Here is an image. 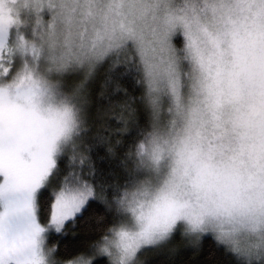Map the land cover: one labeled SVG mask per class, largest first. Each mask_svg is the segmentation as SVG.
Instances as JSON below:
<instances>
[{"label":"snow or ice","instance_id":"snow-or-ice-1","mask_svg":"<svg viewBox=\"0 0 264 264\" xmlns=\"http://www.w3.org/2000/svg\"><path fill=\"white\" fill-rule=\"evenodd\" d=\"M102 69L141 88L122 184L85 143ZM93 205L111 226L61 259ZM177 232L264 264V0H0V264H140Z\"/></svg>","mask_w":264,"mask_h":264},{"label":"trees","instance_id":"trees-1","mask_svg":"<svg viewBox=\"0 0 264 264\" xmlns=\"http://www.w3.org/2000/svg\"><path fill=\"white\" fill-rule=\"evenodd\" d=\"M121 70L118 68L117 72ZM107 76L106 70L102 69L93 87L90 131L85 143L92 148L89 155L95 164L97 179L103 177L109 184H122L125 169L121 165V160L125 152L132 147L135 127L129 120L127 131L120 132L124 126L120 104L128 97L139 96L141 88L135 83L133 76L106 84ZM117 140L119 144L116 143ZM111 223L112 218L105 214L103 206L93 205L85 218L78 222L75 230L70 231L62 239L53 237L49 245L57 247L61 259L75 257L87 252L89 246L106 232ZM95 255L96 253L92 255L94 260H102V264L104 259H107ZM139 259L140 264H246L228 252L224 246L217 247L211 236H205L197 241L194 237L182 236L179 232L165 246L145 251Z\"/></svg>","mask_w":264,"mask_h":264},{"label":"rangeland","instance_id":"rangeland-1","mask_svg":"<svg viewBox=\"0 0 264 264\" xmlns=\"http://www.w3.org/2000/svg\"><path fill=\"white\" fill-rule=\"evenodd\" d=\"M96 257L97 256H101L98 252L96 253V255H95ZM91 259H93L94 260V257H90ZM238 258V257H237ZM108 259V258H107ZM239 260H241L242 262H245L242 258H238ZM140 260V259H139ZM246 263V262H245ZM253 264H258V262L257 261H255V260H253Z\"/></svg>","mask_w":264,"mask_h":264}]
</instances>
